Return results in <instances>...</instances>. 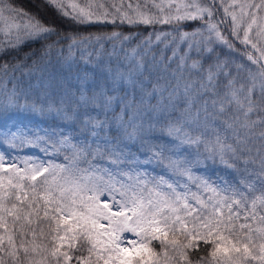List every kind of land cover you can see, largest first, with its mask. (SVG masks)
<instances>
[{"label":"snow or ice","instance_id":"6c2138e0","mask_svg":"<svg viewBox=\"0 0 264 264\" xmlns=\"http://www.w3.org/2000/svg\"><path fill=\"white\" fill-rule=\"evenodd\" d=\"M33 4L0 0V264H264V0Z\"/></svg>","mask_w":264,"mask_h":264},{"label":"trees","instance_id":"16d2710c","mask_svg":"<svg viewBox=\"0 0 264 264\" xmlns=\"http://www.w3.org/2000/svg\"><path fill=\"white\" fill-rule=\"evenodd\" d=\"M23 3L25 7L28 8L29 10L33 12L39 11V9L34 6L33 0H23ZM41 16L46 23H56L57 26L63 28H68L70 26L69 22L57 20L50 12H41Z\"/></svg>","mask_w":264,"mask_h":264}]
</instances>
